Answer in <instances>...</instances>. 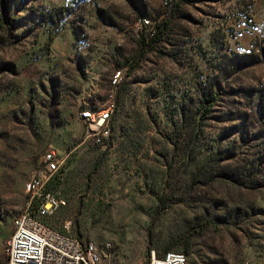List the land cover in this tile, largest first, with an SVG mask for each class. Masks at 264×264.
<instances>
[{
  "label": "rangeland",
  "instance_id": "374dc122",
  "mask_svg": "<svg viewBox=\"0 0 264 264\" xmlns=\"http://www.w3.org/2000/svg\"><path fill=\"white\" fill-rule=\"evenodd\" d=\"M48 148L45 220L96 264H264V0H0V264Z\"/></svg>",
  "mask_w": 264,
  "mask_h": 264
},
{
  "label": "built area",
  "instance_id": "2783aa9c",
  "mask_svg": "<svg viewBox=\"0 0 264 264\" xmlns=\"http://www.w3.org/2000/svg\"><path fill=\"white\" fill-rule=\"evenodd\" d=\"M152 31V29H151ZM121 73L116 76V83ZM109 106L94 115L80 114L83 123L92 130L95 144H104L110 130ZM62 159L53 148H48L40 164L30 175L25 186L27 201L23 218L18 226L11 227L5 241L7 264H96L99 255L90 244H83L78 238L52 227L46 218L54 215L64 205L61 196L47 189L48 182L61 167ZM146 264H186L183 253L169 251L154 257Z\"/></svg>",
  "mask_w": 264,
  "mask_h": 264
},
{
  "label": "trees",
  "instance_id": "16d2710c",
  "mask_svg": "<svg viewBox=\"0 0 264 264\" xmlns=\"http://www.w3.org/2000/svg\"><path fill=\"white\" fill-rule=\"evenodd\" d=\"M146 23L148 22L147 20H145ZM170 21H171V16L169 15L168 17H164L163 19H161L158 23H156L154 26H153V29L152 31L150 32V37L143 43V47L146 49L147 47H150V45L156 41L158 39V37L160 36V34L164 33V31H166L167 29H169V26H170ZM141 55V54H140ZM214 100H215V97L214 96H210V94L206 95L205 97H203L199 103V105L197 106L196 108V113L198 115H205L206 113H208L209 111V108L211 105H213L214 103ZM86 109H89V110H93L94 108H86ZM82 113V112H81ZM97 145H102V144H97ZM61 173V170L56 174H60ZM55 175V176H56ZM53 176L52 179L55 177ZM51 179V180H52ZM50 180V181H51ZM50 181L48 182L47 184V189H48V186H49V183ZM19 217V216H18ZM17 217V219H18ZM16 219V220H17ZM16 223V221H15ZM15 223H14V226H15ZM187 254H189V252L187 251ZM162 256V255H161Z\"/></svg>",
  "mask_w": 264,
  "mask_h": 264
},
{
  "label": "bare ground",
  "instance_id": "6f19581e",
  "mask_svg": "<svg viewBox=\"0 0 264 264\" xmlns=\"http://www.w3.org/2000/svg\"><path fill=\"white\" fill-rule=\"evenodd\" d=\"M145 22H146V21H145ZM105 110H106V109L98 110V111H88V112L84 111V112H82L81 114L94 115L95 112H103V111H105ZM22 218H23V212L19 215L18 219L16 220L15 226H18V221H21ZM91 246H92V245H91Z\"/></svg>",
  "mask_w": 264,
  "mask_h": 264
}]
</instances>
